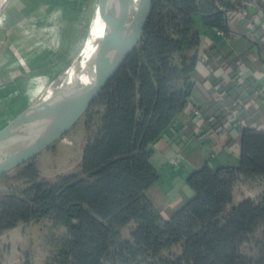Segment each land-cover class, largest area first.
<instances>
[{
	"label": "trees",
	"instance_id": "obj_1",
	"mask_svg": "<svg viewBox=\"0 0 264 264\" xmlns=\"http://www.w3.org/2000/svg\"><path fill=\"white\" fill-rule=\"evenodd\" d=\"M246 8L241 0H152L137 47L82 116L77 165L50 180L32 159L0 175V235L42 221L64 228L55 264H264V188L234 201L238 186L264 180V130L225 136L237 148L230 165L205 161L186 172L175 164L187 195L171 210L150 196L160 178L154 145L172 136L192 101L203 47L195 21L229 37ZM238 87L227 88L229 100L240 98ZM225 119L220 109L210 127ZM22 264H33L29 254Z\"/></svg>",
	"mask_w": 264,
	"mask_h": 264
},
{
	"label": "crops",
	"instance_id": "obj_2",
	"mask_svg": "<svg viewBox=\"0 0 264 264\" xmlns=\"http://www.w3.org/2000/svg\"><path fill=\"white\" fill-rule=\"evenodd\" d=\"M18 2L12 0L0 15V113L11 109L22 113L35 100L30 99L34 95L30 85L34 84L37 72L36 58L46 52L36 51V34L30 20L17 21V12L21 10ZM241 3L247 8L238 14L229 37L204 26L198 19L195 21L203 47L194 76L192 101L172 136L160 139L152 155L160 178L150 196L161 211L171 210L187 195L184 179L176 174L175 160L186 172L194 171L205 161L215 168L230 165L237 148L228 146L225 136H236L241 127L264 130V0ZM231 59L235 65L230 63ZM234 83L243 93L232 101L226 97V90ZM201 105L207 109L197 110ZM220 109L226 119L212 128L211 119ZM239 113L246 115L238 120ZM263 188L264 180L252 186H238L234 201L255 198ZM3 248L0 241V254Z\"/></svg>",
	"mask_w": 264,
	"mask_h": 264
},
{
	"label": "rangeland",
	"instance_id": "obj_3",
	"mask_svg": "<svg viewBox=\"0 0 264 264\" xmlns=\"http://www.w3.org/2000/svg\"><path fill=\"white\" fill-rule=\"evenodd\" d=\"M18 1L21 10L17 12V21L29 19L30 27L36 34V51L46 49L40 58H36L37 72L35 77L31 75L35 80L30 85L34 95L30 99H36L48 86L51 91L53 84L75 65L84 47L85 34L90 36V40L107 34L114 21L111 15L117 13L112 0H103L101 10L108 22L105 26L101 24L99 29L91 20L98 0ZM48 95L47 92L44 104L49 101ZM20 103L23 105V101ZM16 114L19 113H14V109L0 113V128ZM84 143L81 117L65 135L33 159L39 176L52 180L58 174L72 170L80 160ZM3 186L4 181L0 179V189ZM64 234V228L54 230L48 221L20 224L1 238L4 248L0 254V264H22L26 254L30 255L33 264H55L61 249L60 239Z\"/></svg>",
	"mask_w": 264,
	"mask_h": 264
},
{
	"label": "water",
	"instance_id": "obj_4",
	"mask_svg": "<svg viewBox=\"0 0 264 264\" xmlns=\"http://www.w3.org/2000/svg\"><path fill=\"white\" fill-rule=\"evenodd\" d=\"M12 0L0 6V15ZM114 34L101 44L82 72L44 104L48 86L22 113L0 129V175L12 171L65 135L83 116L106 84L137 47L152 0H113Z\"/></svg>",
	"mask_w": 264,
	"mask_h": 264
},
{
	"label": "bare ground",
	"instance_id": "obj_5",
	"mask_svg": "<svg viewBox=\"0 0 264 264\" xmlns=\"http://www.w3.org/2000/svg\"><path fill=\"white\" fill-rule=\"evenodd\" d=\"M4 1L5 0H0V6L2 5V3ZM102 1L103 0H98L96 7H95V10H94V13H93V16H92V19H91L96 24V27L99 29L102 25L105 26V24L108 22V21H106L107 18H106V20L104 19V13H103V10H101L103 7ZM116 14L117 13H114L113 15H111L113 17L114 21H113V24L111 25V28L107 34L99 35V37L96 38L95 40H90V36L89 35L87 36L85 34L84 47H83L82 52L79 54L75 65H73L70 69H68L63 74V76L53 84L51 91H48V93H49V95H48L49 101L48 102H50L54 97H56L59 93H61L63 90H65V88L75 78L78 77V75L82 72L86 63L89 61L90 57L94 53L95 49L101 44L102 38L105 37V38L109 39L114 34L116 24H117V17H116L117 15ZM103 22H105V23H103Z\"/></svg>",
	"mask_w": 264,
	"mask_h": 264
},
{
	"label": "built area",
	"instance_id": "obj_6",
	"mask_svg": "<svg viewBox=\"0 0 264 264\" xmlns=\"http://www.w3.org/2000/svg\"><path fill=\"white\" fill-rule=\"evenodd\" d=\"M179 161L178 160H175L174 163H178Z\"/></svg>",
	"mask_w": 264,
	"mask_h": 264
}]
</instances>
